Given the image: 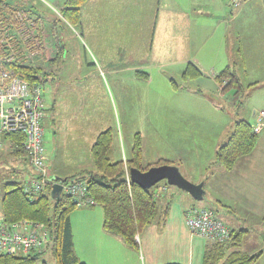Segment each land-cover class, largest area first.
<instances>
[{
    "label": "crops",
    "instance_id": "1",
    "mask_svg": "<svg viewBox=\"0 0 264 264\" xmlns=\"http://www.w3.org/2000/svg\"><path fill=\"white\" fill-rule=\"evenodd\" d=\"M40 1L45 2L44 0ZM228 1L231 4L236 0ZM242 3L243 6H248V13L254 19L264 13L259 0H240L239 5ZM116 7L120 12L127 9V11L137 14L139 20L137 18L132 20L139 26L137 34L131 35L128 29H126V33L113 32L112 28H109V26L113 27V23H115L114 9ZM162 7L170 9L163 10ZM197 7L194 0H168V2L166 0H87L82 5L79 26L86 28L90 39V43H88L82 36L85 43L84 60L96 70L105 72L106 78H108V74L112 77L115 73L135 71L136 73L144 72V76L148 77V81H150L152 77L148 72L157 69L164 73L165 66H173L177 62H183L184 66L188 62H193L203 72L202 77L195 81L198 87L176 89L175 93L181 92L180 98H176V100H174L175 96L166 98L169 101L167 109L158 106L160 121L159 123L157 121L154 135L158 139L170 138L171 147L157 149L154 154L149 156L145 137L140 133L143 137V156L146 163L155 162L161 157L168 158L174 161L173 164L179 166L181 172L189 180L195 183L203 182L206 192L204 199L196 200L177 186L168 185L167 190L163 191L164 184H159L156 188L161 193L158 199L161 216L137 235L139 249L125 244L118 235L103 228V208L95 210L97 204L79 206V209L76 208L75 211L80 213V221L84 222L81 230L84 240L88 242V245H85L88 248L89 256L83 255L84 251L80 249L82 245H77L73 218L75 211L71 213L73 242L76 247L75 251L79 250L82 254L80 255L76 251L77 256L88 264H202L204 251L210 241L191 234L185 220L186 211L191 207L214 208L221 218V213L227 214L226 219L228 218L229 222L223 219L232 230H249L243 248L251 238V230L256 231L258 240L264 241V128L258 133L257 144L253 151L239 158L233 169L227 170L220 164H212L218 146L228 139L234 123L238 119L232 116L226 120L225 114L227 115L226 112L231 110L227 107L228 104H232L230 98L237 99L239 94L235 96L233 93H228L229 95L222 93L219 83L215 80L218 70L227 66L232 67L235 56L230 53L227 47V57L225 49V58L216 62L217 60L209 57L211 51L203 53L205 50L202 46L208 33L211 32L212 26L214 27L212 30L221 28V24H217L219 22L217 19L225 23L228 22L232 26L236 19H242L245 16V13L243 15L245 10L241 8L232 18L226 20L224 16L217 18L218 14L211 15L209 10ZM164 11L173 13L165 16L163 15ZM123 22L125 21L122 19L121 23ZM255 26L256 21L250 27L249 32L255 31ZM230 27L222 31V36L227 42V34L231 31ZM244 32L247 31L239 29L240 34ZM174 34L178 35L175 39L169 40L167 46L159 43V40L164 37L174 38ZM195 37H197V45L194 43ZM261 39L264 40V33ZM156 43L159 46L161 44L160 48L166 46L160 49L158 54L154 53ZM184 44L186 45L184 46ZM255 46L264 47V42L255 44ZM186 47L187 52L184 53L183 49ZM195 47L197 51L191 49ZM179 50H182L183 52L180 53L187 54V56L179 57ZM58 52H60L59 56L65 53L59 43ZM86 55L88 58L85 57ZM255 61L259 63V67L264 69V63L259 58L257 60L243 59L245 66H248L252 71L259 68L254 63ZM254 67L255 69H253ZM237 73L242 79L243 69ZM137 75V77L142 76L139 73ZM117 79L119 82L124 81L123 76ZM140 79L147 81L144 77H140ZM263 81L264 77L254 78L246 87L250 89L252 86L262 85ZM198 88H200V92ZM244 93L245 91L242 95H245ZM262 105H264V101ZM47 106L48 116L45 119V130L49 131L48 126L52 123L53 105L47 101ZM263 109L264 106L253 110L252 118L247 120L252 124L255 123L257 115ZM209 130L212 131L211 134L207 133ZM133 132L131 131V134ZM98 134L99 132L88 144V156L83 148L76 146L75 152L71 150L72 154L69 153L66 157L75 171H73L74 169L63 170L61 167L51 168L52 159L49 156L48 168L51 175L60 178L59 180L67 179L88 162L92 164L91 148ZM210 136H212L211 139H208ZM116 138L117 144L120 145L118 134ZM128 147L129 149L122 146L123 151L114 160L128 157L131 144ZM31 173L33 175V172ZM169 202L171 205L164 220L163 212ZM211 205H215V207ZM263 254L264 252L256 264L260 263Z\"/></svg>",
    "mask_w": 264,
    "mask_h": 264
},
{
    "label": "rangeland",
    "instance_id": "2",
    "mask_svg": "<svg viewBox=\"0 0 264 264\" xmlns=\"http://www.w3.org/2000/svg\"><path fill=\"white\" fill-rule=\"evenodd\" d=\"M44 1L45 2L30 0L28 4L25 3V7L29 10L30 16L37 17L39 15L43 19L41 28L43 29L44 48L39 50L40 52H38V54L31 56V59L42 61L44 72L48 75L47 79H45L41 85L44 88L47 101L53 105L51 113L52 123L48 126L49 131H46L45 137L47 152L52 159L50 163L51 168L61 167L63 170L74 169L73 171H75L69 159L66 158L70 151L74 150L76 146H79L84 149L85 154L88 156V144L93 139L94 135L108 127H113L115 130V138L112 146L113 159L117 158L120 152L123 151L122 146H125L127 149H129L128 146L130 144L132 146L134 135L137 132H141L144 135L149 156L154 154L157 149L165 148L166 146L167 148L171 147L170 138L158 139V137L154 135V128H156L157 121L158 123L160 121L158 116L160 108H158V106L167 109L169 101L166 98H171L172 96H175L174 100L180 98L181 92L175 93L176 89L172 83V79H174L181 89H184V85L187 84L184 82L182 74L187 63L185 66L183 62H177L173 66H165L164 73L157 69L151 70L148 72L152 77L150 81H148L149 78L144 75L140 77H144L147 81L141 80L140 77H137L138 73L135 71L115 73L112 77L108 74V76L106 75L108 78H106L104 76L105 72L102 73L100 70H96L84 60L85 43L82 40V36L90 43L86 28L79 26V24H71L64 19L61 15L64 1ZM166 1L168 2V0ZM238 1H234L238 3L236 5L234 2L230 4L228 0H194L196 7L198 5L201 9L209 10L208 12L211 15L218 14L217 18L224 16L226 20L232 18L241 8L245 10L243 12L245 16H243L242 19H236L235 22L232 23V26L228 22L225 23L217 19L219 21L217 24H221V28L212 30L214 28L212 26L211 32L208 33V37L210 38L206 37L202 45L205 50L203 53L211 51L209 57L213 60H217L216 62L221 58L223 59V57L225 58V49L227 57L228 47L230 53L235 56V62L232 63L231 68L234 70L236 67L237 70L236 68L234 70L236 73L241 72L243 69V78L241 81L244 85L243 91H245V95H242V91L239 93V98H230L232 99V104H228L227 107L231 108V110L226 112V120L230 119L232 116L238 119L246 118L249 120L252 118L253 110L260 109L264 106L262 105L264 101V84L252 86L250 89L246 87L254 78H263L264 69L261 68V66L259 67V63L255 61L254 63L259 68L252 71L248 66H245L246 64L243 62L245 58H247V60H257L259 58L260 61L264 63V47L259 48L255 46V44H263L264 42V40L261 39L264 33V13L256 16V19H254L253 16L248 13V6H243V3L239 5L240 0ZM260 1L263 7L262 10L264 11V1L259 0V2ZM162 9L168 10L170 8L162 7ZM164 12L165 14L163 15L165 16H169L173 13ZM114 13L115 23H113V27L109 26V28H112L113 32L126 33V29L130 30L129 32L131 35H135L139 32L137 23L132 22L133 19H138L136 16L137 14L129 10L127 11V9H123L120 12L118 7L114 9ZM126 16L128 17L126 18ZM210 17L212 18V16ZM122 19L125 22L121 23ZM129 21L130 23L128 24ZM255 21V31L249 32L250 27L254 25ZM229 27L231 31L227 34V42L222 36V31ZM32 28L33 33L37 35V27L33 26ZM240 28L247 32L240 34ZM176 35L178 34H174V38L168 36L166 38L164 37L159 40V43L167 46L168 41L175 39ZM45 38L48 48L46 54ZM57 43L64 48L65 52L63 55H60L58 59L55 57L57 55L55 53ZM194 43L197 45V37H195ZM185 45L186 44H184V46ZM160 46L157 43L155 44V54L160 49L166 47L160 48ZM191 49L197 51L196 47ZM184 50V53H186L187 47L183 49V51ZM183 51L179 50V57L184 55L187 56V54L183 55L180 53ZM247 54H249L248 57ZM42 56L43 60L41 59ZM54 57L56 61H52ZM85 57H87V55ZM253 69H255V67ZM220 71L221 70H218L217 73ZM121 76H123L124 81L119 82L117 78ZM195 81L196 80L191 81L192 86H197ZM220 88H222L221 85ZM225 94L229 95L227 92ZM215 99L220 100L219 98ZM131 131L134 132L131 134ZM207 133L211 134L212 131L209 130ZM117 134L120 138V145L117 144ZM211 137L212 136L208 139H211ZM8 150L7 146L0 149V212H2L4 183L11 180L20 181L22 183L23 180L32 175L31 172L34 174V169L28 161L26 162L23 157L15 158L14 156H9ZM167 151L170 152V150ZM73 152H75V150ZM84 168H94V164H89L88 162L82 169ZM215 205L211 206L215 207ZM101 208L102 207L97 204L95 210H101ZM76 212L78 211H75L73 218L75 221L76 239L78 240L77 245H82L80 249L84 251L83 255L88 257L89 251L85 245H88V242L84 240V234L81 230L84 222L80 221V213ZM221 215L222 219L224 218L229 222L227 220L228 218L226 219V217H228L227 214L223 212ZM75 248L74 246V249ZM243 249L251 254L264 252V241L261 239L258 240L256 231L251 230V238L248 239ZM76 251L80 253L79 250ZM80 255L82 254L80 253ZM35 264H59L52 244L47 245ZM258 264H264V256Z\"/></svg>",
    "mask_w": 264,
    "mask_h": 264
},
{
    "label": "trees",
    "instance_id": "3",
    "mask_svg": "<svg viewBox=\"0 0 264 264\" xmlns=\"http://www.w3.org/2000/svg\"><path fill=\"white\" fill-rule=\"evenodd\" d=\"M86 1L64 0L61 15L71 24H79L82 16L81 8ZM28 2L30 0H0V38L6 35L5 31L12 32L14 30L15 24H17L15 14L18 9L24 8L27 12L29 11L25 7V3L28 4ZM28 15L36 23L34 25L38 29L37 35L33 34L32 31V36L37 37L33 36V40L28 44V47H30V51L40 52L39 49L44 48L43 29L41 28L42 18L39 15L37 17L30 16L29 12ZM5 37L8 38V36ZM7 40L0 42V57L3 59V67L14 70L16 74L32 82H44L48 75L44 72L42 61L29 59L24 62L18 60L7 61L5 59L6 55L12 51L10 40ZM33 43L37 45L36 47L33 45L35 50H31ZM47 50L45 38V54ZM55 53L57 54L55 57L58 59L60 53L58 52V43ZM55 57L52 61H56ZM41 59L43 60V56ZM138 73L144 75V72ZM202 75L203 72L195 63L188 62L182 74V78L187 84L183 88L192 89L194 86H192L191 81L197 80ZM215 80L221 85L222 93H233L236 96L244 90L241 78L230 66L217 73ZM172 83L175 89L181 88L174 79H172ZM198 89L200 92V88ZM252 125L247 119H237L228 139L218 146L212 164H220L225 169L231 170L235 167L239 158L251 153L258 140V133L253 130ZM114 138L115 130L113 127H108L99 132L91 148L94 168H84L67 179L59 180L60 178L56 176L54 178L64 184L72 180H85L88 185L89 196L103 208V228L118 235L125 244L139 249L137 235L161 216L158 204L161 193L158 192L156 187L159 184L168 187L169 184L163 180L152 188H145L131 182L128 179L127 171L130 167L147 170L150 166L165 163L173 164L174 161L161 157L155 162L146 163L143 156L142 136L138 132L134 135L130 155L126 159L114 160L112 158ZM23 139L24 136L18 133L3 135L5 146L9 149V156L23 157L27 162L29 160L28 155L20 146ZM53 184L54 182L48 183L44 193L38 196H30L24 190L23 183L20 181L11 180L4 183L2 212H0L4 221L15 223L29 220L43 223L48 232V238L43 247L44 249L36 250L27 255H0V264H35L40 254L50 244L54 247L59 264H88L77 256L74 249L71 213L78 208V205L72 196L65 191H62L59 197L53 198L51 195ZM170 205L169 202L165 207L164 220L167 217ZM214 210L217 212L216 209ZM248 232L247 229H231L229 241L224 243L210 241L204 251L202 264H256L262 252L251 254L243 249V243Z\"/></svg>",
    "mask_w": 264,
    "mask_h": 264
},
{
    "label": "built area",
    "instance_id": "4",
    "mask_svg": "<svg viewBox=\"0 0 264 264\" xmlns=\"http://www.w3.org/2000/svg\"><path fill=\"white\" fill-rule=\"evenodd\" d=\"M15 21L17 24L14 30L5 31L12 50L5 59L25 62L38 53L30 51L28 47L33 40L34 21L30 20L24 8L16 11ZM5 36L0 38V42L6 41ZM45 98L41 83L32 82L16 74L14 70L4 68L0 57V149L5 146L4 134L18 133L24 136L20 146L27 153L28 162L34 169V174L22 182L24 190L30 196L44 193L48 183L58 181L49 173L48 168L49 154L45 141L48 106ZM252 126L256 133L261 132L264 128V110L259 112ZM15 146L18 147L16 144ZM127 176L130 180L129 170ZM162 189L164 191L167 187L163 186ZM63 191L72 196L78 207L97 204L89 196L85 180L63 183ZM185 220L195 237L221 243L229 241L231 237L230 226L212 208L188 209ZM47 238L48 232L43 223L29 220L7 223L0 213V255H27L41 250Z\"/></svg>",
    "mask_w": 264,
    "mask_h": 264
},
{
    "label": "water",
    "instance_id": "5",
    "mask_svg": "<svg viewBox=\"0 0 264 264\" xmlns=\"http://www.w3.org/2000/svg\"><path fill=\"white\" fill-rule=\"evenodd\" d=\"M129 177L131 182H135L145 188H152L159 182L165 180L169 185L177 186L178 188L188 192L196 200H202L206 195L203 182H192L181 172L178 165L172 163L153 165L147 170L130 167ZM62 191V181L54 182L51 191L52 197H59Z\"/></svg>",
    "mask_w": 264,
    "mask_h": 264
},
{
    "label": "bare ground",
    "instance_id": "6",
    "mask_svg": "<svg viewBox=\"0 0 264 264\" xmlns=\"http://www.w3.org/2000/svg\"><path fill=\"white\" fill-rule=\"evenodd\" d=\"M30 20H32V19L30 18ZM14 23H15V22H14ZM34 24H36V23H34ZM15 25H16V24H15ZM34 27H36V26L34 25ZM2 30H3V29H2ZM32 31H33V28H32ZM3 33H4V32H3ZM33 34H34V33H33ZM1 35H2V34H1ZM33 36H35V35H33ZM0 37H1V36H0ZM35 37H37V36H35ZM35 37H34V40H35ZM36 39H37V38H36ZM6 40H7V39H6ZM7 41H8V40H7ZM37 42H38V40H37ZM37 42H36V43H37ZM34 43H35V42H34ZM34 43L32 44V47H33ZM5 44H6V43H5ZM1 45H2V44H1ZM9 45H10V44H9ZM36 46H37V45H34V47H36ZM32 47H31V48H32ZM34 47H33L31 50H35ZM36 49H37V48H36ZM39 50H40V49H39ZM8 52H9V51H8ZM37 54H38V53H37ZM32 56H33V55H32ZM7 69H8V68H7Z\"/></svg>",
    "mask_w": 264,
    "mask_h": 264
}]
</instances>
